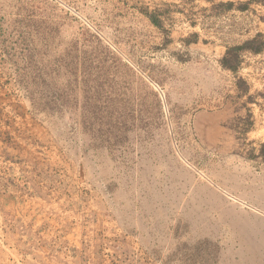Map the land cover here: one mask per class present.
Instances as JSON below:
<instances>
[{
  "label": "rangeland",
  "instance_id": "rangeland-1",
  "mask_svg": "<svg viewBox=\"0 0 264 264\" xmlns=\"http://www.w3.org/2000/svg\"><path fill=\"white\" fill-rule=\"evenodd\" d=\"M0 264H264V0H0Z\"/></svg>",
  "mask_w": 264,
  "mask_h": 264
},
{
  "label": "trees",
  "instance_id": "trees-1",
  "mask_svg": "<svg viewBox=\"0 0 264 264\" xmlns=\"http://www.w3.org/2000/svg\"><path fill=\"white\" fill-rule=\"evenodd\" d=\"M153 18V17H151ZM253 44H255V39L248 40L243 45L235 47L233 50H229L223 57L222 64L225 68L231 70L232 72H237L236 62L238 61L239 54L238 50L241 49H251L255 52H258L259 49H254Z\"/></svg>",
  "mask_w": 264,
  "mask_h": 264
}]
</instances>
